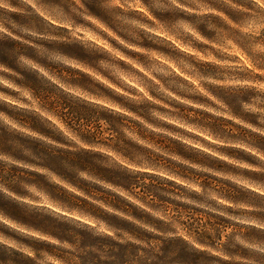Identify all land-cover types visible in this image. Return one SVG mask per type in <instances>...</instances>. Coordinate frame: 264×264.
I'll return each mask as SVG.
<instances>
[{
	"label": "clouds",
	"instance_id": "9594fccd",
	"mask_svg": "<svg viewBox=\"0 0 264 264\" xmlns=\"http://www.w3.org/2000/svg\"><path fill=\"white\" fill-rule=\"evenodd\" d=\"M0 264H264V0H0Z\"/></svg>",
	"mask_w": 264,
	"mask_h": 264
}]
</instances>
